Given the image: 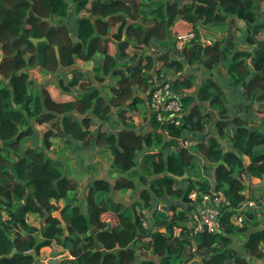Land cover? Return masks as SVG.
Segmentation results:
<instances>
[{
    "label": "trees",
    "instance_id": "trees-1",
    "mask_svg": "<svg viewBox=\"0 0 264 264\" xmlns=\"http://www.w3.org/2000/svg\"><path fill=\"white\" fill-rule=\"evenodd\" d=\"M262 2L0 0V264H34L31 253L39 256L42 248L52 244L73 257L61 264H188L192 258L201 262L191 264H252L253 259L264 264V220L259 222L248 210L241 212L247 216L242 228L230 223L245 198L242 191L247 186L241 176L248 180L264 176V131L250 127L248 119L225 115L230 98L217 80L205 78L196 94L198 103L219 107L215 135L204 133L208 115L201 114L192 94H186L196 90L193 75L169 81L188 111L183 125L161 126L150 115L153 132L143 135L133 130L134 114L142 110L146 99L139 94L146 97L149 80L153 75L165 80L169 71L182 73L186 63H200L208 71L219 64L226 67L228 85L234 92L239 90V106L248 113L254 104L264 103V37L258 38L264 33V19L258 17ZM70 15L77 19L75 42L67 26ZM237 21L245 23L240 41L252 46L251 50L240 49V42L231 33ZM172 27L177 37L193 35L181 53L174 50L177 37L172 38ZM109 43H116L114 56L109 54ZM129 48L139 52L137 58L127 57ZM95 57L100 63L92 78L74 70L67 86L59 80L63 93L78 89L76 98L56 101L46 87H33L32 71L53 75L59 68L74 65L76 59L93 61ZM107 78L110 84L104 95L93 83L102 85ZM113 110L118 123L125 127L117 136L103 129L106 124L112 125ZM55 120L56 125L43 132L42 148L21 149V143L33 135L35 124ZM95 120L100 125L91 130ZM56 137L69 145L79 141L106 147L121 174L113 185L104 180L90 182L82 204L86 212L72 198L65 202L60 218L54 216L59 207L51 201L68 199L77 190V183L71 182L63 165L51 161L44 151ZM181 138L197 141L192 152L178 146ZM221 140L227 144V151L222 149ZM171 146L176 148L169 150ZM144 148L147 162L140 169L136 162ZM197 155L204 161L201 167ZM244 157L249 160L246 165ZM219 162L223 164L214 169ZM200 169L213 181L188 179L187 187L176 186L177 179L189 171L198 176ZM136 174L142 188L135 181ZM138 190V200L129 207L97 196ZM212 190L222 192L229 201L219 209L220 231L194 236L195 252L185 258L191 246L188 227H183L185 210L171 206L169 215L153 209V204L163 203L168 197L179 199L190 212L193 207L187 194H208ZM261 190L264 192V188ZM136 207L152 213V229L143 228ZM32 214L44 222L29 221ZM110 220L116 225L108 229ZM175 226L184 229L178 237L172 234ZM250 227L245 242L233 246L234 239L247 234ZM138 239L142 243L140 252L147 254V259L140 260L136 253Z\"/></svg>",
    "mask_w": 264,
    "mask_h": 264
},
{
    "label": "crops",
    "instance_id": "crops-1",
    "mask_svg": "<svg viewBox=\"0 0 264 264\" xmlns=\"http://www.w3.org/2000/svg\"><path fill=\"white\" fill-rule=\"evenodd\" d=\"M261 4H262L263 10H261V13L258 15V17L262 21L264 19V14H263L264 13V2H262ZM88 16L89 15H86L85 17H88ZM229 20H228V23H229ZM67 26L70 29L71 37L73 41L75 42L76 39H75L74 32L76 31V28H77V19L75 16L70 15L67 21ZM244 26H245V23L241 21H237V26L231 27V33L234 36L235 40H238L240 42V46H239L240 49L251 50L252 46L250 47L248 45H243V43L240 41L244 37L243 36L244 31H245L243 29ZM170 30H171L172 38L175 40L177 37V35H175V28L172 27ZM108 47H109L108 49L109 54L114 56L116 53V43L115 44L109 43ZM138 54L139 52L134 51V49L132 48H129L127 50V57L130 60L135 55L137 58ZM171 55H173V57L177 59L182 60V57H180L177 54L172 53ZM2 59H3V55L0 50V62ZM99 63H100V59L98 57H95L93 61H82L80 59H76L74 65L68 68H59L57 72L53 75L43 76L36 71H32L30 72L31 74L30 79L33 81V85H34L33 87H36V88H41L43 86L46 87L50 97L53 100H56V101L70 100V99L77 97L79 93L78 89L73 88L71 89L70 93L68 94L63 93L61 88L58 86L59 80L62 79L64 85L67 86L68 82L71 81L73 78L72 71L74 70H79L80 72L84 73L87 77L92 78L94 74L95 66L99 65ZM225 68L226 67L221 66V64H219L218 68L212 71H208L200 63H193L191 65L186 63L184 65V71L182 73L181 72L173 73L172 71H169L167 74V78L169 80H174L179 77H186L189 75H193L196 78V90L188 91L186 92V94L187 93L192 94V96L195 97V104L200 106L201 114L208 115L207 126L204 132L206 135H215L216 130L214 126L220 117V113L218 109L219 107L213 108L210 106L208 102L198 103L197 98H196L197 88L201 85V82L207 77H212L213 79L217 80L218 84L222 86V88L225 91H227L229 94L230 103L226 107L227 111L225 115L229 116L230 118L236 115L242 118L243 120L248 119V122H249L248 125L250 127L258 128L260 131H264V103L254 104L255 108L253 109L252 112H249V113L245 109H241V107L239 106V103H241V97L239 94V90L237 91L235 90V92L231 91L230 93V91L225 88V85H228L227 74H226V71L224 70ZM219 76L221 78H219ZM109 84H110V81L107 78V81L104 84L98 85L97 83H93V86L97 87L102 92V94L105 95L108 92V89L106 87H108ZM139 96H142V98H146L145 95L139 94ZM185 114L187 116L188 111H186ZM134 115H135L134 118L136 119V122L134 124L135 128L133 129L134 131L139 132L140 134H143V135L153 132V129L151 128V125L148 119L149 110L147 108L146 99L143 104L142 110L141 111L139 110V112L135 113ZM61 118L62 117L59 116L58 120L60 121ZM110 122L112 125L106 124L103 127L104 131L110 134L117 136L121 132V130L125 128L118 123V118L115 115V110H113L112 112ZM55 125H56V120L42 124V125L35 124L33 135H31L29 138H27L21 143V149L25 151L30 148H39V149L42 148L43 132L46 130H50ZM99 125L100 123L97 120H95V125L91 127V130L93 129L95 130L96 127H98ZM229 131H231V129H229ZM186 137L190 138L191 136L186 135ZM191 141L193 143L192 146H195V144H197L196 140H191ZM221 142H224V141L221 140ZM192 146L190 147L191 152L193 148ZM175 148L176 146H171L169 150H174ZM224 149L227 151L228 146H226ZM44 151L48 155V157L51 159V161H54V162H57L63 165L64 169L69 172V177H70L71 182L75 181L77 183V190L74 193H71L68 199H66L65 201L60 200L58 202L51 201V204L53 206L59 207L58 211L62 210V207L64 206L65 202L70 201V199L72 198H75L77 199L78 204L82 206L83 208L82 211L86 212V208L82 204L84 203L85 197L88 194V190H89L88 184L95 180H104V181H107L110 185H113L115 180L121 175L115 169V166L113 163L114 159H113V155L111 154V152L108 149H106V147H102V148L95 147L92 144V142L84 143V142H79V141H71L69 145V144H66L65 141L62 140L60 137H56L53 140L52 146L48 150H44ZM145 154L146 153H144L142 156H139V158L137 159L136 163L137 165L140 166V169L141 167H143V165H146L147 161L145 160V157H144ZM196 160L198 162V166L201 167L204 162L203 159L200 158L199 155H197ZM243 160H244L245 165L249 161L247 157H244ZM205 175L206 174L203 171H201V169H200V173L198 176L194 175L193 171H189L188 174H186L184 177L177 179L178 182L176 186L182 187V188L187 187L189 184L188 179L189 180L207 179L211 182L213 181L212 176L207 177ZM260 185H261V179L253 178L251 180H248L246 183L247 188L245 189V191L244 190L242 191V194L246 193L247 196L251 198L257 195H261V194L263 195L264 192L261 190L262 187H260ZM140 188H142L141 184H140ZM139 195H140L139 190L136 192L127 191L124 193H121L119 191H115V192L113 191L106 196L102 193L97 194L98 199L99 197H101L100 200H104L106 199V197H109V198H112V200L115 203L123 204L126 207H129L131 204H133L134 201H137L139 198ZM168 199L172 201L179 200V199H174V198H169V197ZM171 206L176 207L175 205H171ZM162 207H165V202L163 203L155 202L153 204V209L156 208L160 210L159 208H162ZM188 208L189 207L182 208L185 210L186 215H189L191 213V212L190 213L188 212ZM168 213L169 215L172 214L170 210L168 211ZM144 214H146L145 218L148 220V225L146 229L148 230L149 227L150 229H152L153 228L152 226L153 222L151 220L152 213L144 210ZM258 219H259L258 221L261 222V220H264V217H261ZM28 220L35 221V222H38V221L44 222L43 219H40L37 215H33V214L28 217ZM114 225H116L115 220H110V222H108L109 229ZM161 231H163V228H161ZM250 231H252L251 227L248 229L247 234L240 235L238 238H235L233 242V246L237 247V245L243 244L246 240V236L248 235ZM141 245L142 243L138 239L135 245L136 253L137 255H139L138 257L140 258V260L147 259L149 256H147V254H141L140 252ZM50 260H57L58 264H61V262L63 261L73 260V257L68 253V251L63 250L61 247H59L56 244H52L51 246L44 247L40 250L39 260L37 262H34V264H47V262ZM195 261H197V258L194 259V262ZM135 264H138V263H135ZM188 264H191V263H188ZM252 264H263V261L253 259Z\"/></svg>",
    "mask_w": 264,
    "mask_h": 264
},
{
    "label": "built area",
    "instance_id": "built-area-1",
    "mask_svg": "<svg viewBox=\"0 0 264 264\" xmlns=\"http://www.w3.org/2000/svg\"><path fill=\"white\" fill-rule=\"evenodd\" d=\"M192 38L193 35L191 34L177 37L174 47L175 52L181 53L186 43L190 42ZM151 51L153 52L154 50L152 49ZM163 79L153 75L148 82L151 85L146 93L149 115L161 126L173 125L179 127L185 123L186 117L181 97L172 90L171 84L169 83L171 80L168 78L165 80ZM178 144L181 148H187L189 150L193 145L191 140L185 138L178 139ZM241 178L246 184L248 181L247 177L242 175ZM243 196L245 198L239 204V214H235L230 221L231 225L235 228H242L245 220L247 221V216L241 214L242 211H252L258 218L263 216L264 194L251 198L247 196L246 193H243ZM187 199L192 204L193 209L190 211L191 213L189 212L190 214L187 215V220L183 227L188 226L187 233L191 239V246L189 249L194 253L195 244L193 242V237L203 233H218L220 231V224L218 221L219 209L222 205H229V201L222 192H216L214 190L208 194L191 191L187 194ZM135 214L137 217H140L143 228H147L145 217H143L144 210L142 211L139 207H136ZM182 232H184L182 227H173L172 234L174 236L178 237Z\"/></svg>",
    "mask_w": 264,
    "mask_h": 264
},
{
    "label": "water",
    "instance_id": "water-1",
    "mask_svg": "<svg viewBox=\"0 0 264 264\" xmlns=\"http://www.w3.org/2000/svg\"><path fill=\"white\" fill-rule=\"evenodd\" d=\"M33 42H35V40H32ZM57 51V49H56ZM58 56V55H57ZM217 138V137H216ZM220 145L222 147V149H224L227 145L226 143L224 142H220ZM225 151V149H224ZM146 152V149L144 148L141 152H139V156H142L144 153ZM223 164V162H219L217 165L214 166V169L218 166V165H221ZM260 187L264 188V176H262L261 178V185ZM30 195V192H27V196L26 198H28ZM171 205H175L177 207H182V208H186L187 206L180 200H175V201H172V200H169V199H165V207H162V208H159L160 210H163V211H166L168 212ZM23 207V204H21L18 208H17V212H19ZM60 214V211H57L54 216H56L57 218H60L59 216ZM64 226V224H63ZM109 229V228H108ZM31 255L35 258L34 259V262H37L39 260V256H35V254L32 252ZM47 264H58V261L57 260H50L47 262Z\"/></svg>",
    "mask_w": 264,
    "mask_h": 264
},
{
    "label": "rangeland",
    "instance_id": "rangeland-1",
    "mask_svg": "<svg viewBox=\"0 0 264 264\" xmlns=\"http://www.w3.org/2000/svg\"><path fill=\"white\" fill-rule=\"evenodd\" d=\"M204 33H206L205 35H207L208 36V33H207V31H205ZM219 37V36H218ZM264 37V33L263 34H261L258 38H263ZM213 38H216L215 36L213 37ZM208 42V41H207ZM222 66V65H221ZM223 70V69H222ZM225 70V69H224ZM225 88L227 89V90H229L230 91V93H231V91H232V87H230L229 85H225ZM134 177V176H133ZM128 178H131V180H132V177H128ZM135 181H137V184H138V186L140 187V183L138 182V178H137V174L135 175ZM145 223H146V225H148L147 223H148V220L145 218ZM150 228V227H149ZM190 254H193V252H191V250L190 249H188L187 251H186V254H185V258L187 257L188 258V256L190 255ZM194 261V259L192 258L190 261H189V263H192ZM197 261L198 262H201V259L200 258H197ZM137 263V262H136Z\"/></svg>",
    "mask_w": 264,
    "mask_h": 264
},
{
    "label": "clouds",
    "instance_id": "clouds-1",
    "mask_svg": "<svg viewBox=\"0 0 264 264\" xmlns=\"http://www.w3.org/2000/svg\"><path fill=\"white\" fill-rule=\"evenodd\" d=\"M146 99H147V96H146ZM147 103V102H146ZM186 112V111H185ZM148 119H150V115L148 116Z\"/></svg>",
    "mask_w": 264,
    "mask_h": 264
}]
</instances>
